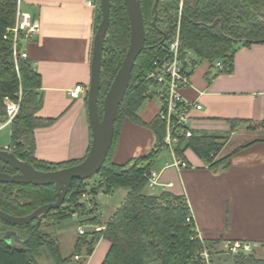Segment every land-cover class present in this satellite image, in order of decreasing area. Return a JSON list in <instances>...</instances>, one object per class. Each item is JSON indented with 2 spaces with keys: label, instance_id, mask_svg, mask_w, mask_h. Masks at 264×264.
Masks as SVG:
<instances>
[{
  "label": "trees",
  "instance_id": "trees-1",
  "mask_svg": "<svg viewBox=\"0 0 264 264\" xmlns=\"http://www.w3.org/2000/svg\"><path fill=\"white\" fill-rule=\"evenodd\" d=\"M17 1L0 0V116L4 115L3 99H13L21 91L19 112L10 124L11 143L8 149L19 160L43 172L77 165L83 159L52 165L39 162L33 156V131L53 123L54 120L36 116L42 104L39 94L41 78L32 70L27 60H18V72L15 71L12 40L10 37L3 39L6 30L15 24ZM110 2V21L101 65L98 99L100 114L103 99L123 61L130 39L123 0ZM178 4L179 0H140L146 50L135 62L128 90L118 109L112 148L97 174V179L103 180L102 189L106 195L119 188L129 189L122 206L106 223L104 231L78 235L71 253L64 257L56 239L44 232L41 225L49 219L60 222L73 215L88 217L93 213L86 211L79 201L85 190L84 182L73 181L59 209L50 211L23 227L12 226L0 220V264H38L37 260L43 252H46L54 264H84L85 260L74 262L75 257L82 253L85 259L89 257L100 237L110 244L101 264H202L196 254L203 247L208 251L211 260L213 256L228 253L226 250H218V241L202 243L199 240L194 225L186 223L189 212L183 200L168 193L158 196L144 194L145 176L149 174L159 154L164 125L157 117L149 124L143 123L138 116V110L146 101L145 92L149 84L145 75L159 55L158 46L175 34ZM100 20L101 13L96 8L94 33ZM179 37L184 47L191 50L201 62H209L213 68L214 63L222 61L224 69L220 73H230L237 47L264 44V0H182ZM125 119L149 129L155 136V147L145 157L134 159L126 165H116L112 163L111 157L120 124ZM231 123L235 124L237 121ZM221 148L222 144L217 138L191 137L186 140L182 150L178 146L177 152L182 156L186 149H191L210 167H214L228 159L213 162V157ZM88 150L89 147L87 152ZM0 172L11 174L13 169L0 162ZM90 192L94 193V189ZM55 200L53 186L0 184V210L11 216H27L38 207ZM169 200L172 202L169 203ZM87 222L98 224L97 217L88 218ZM7 231H16L18 237L4 238ZM231 259V264H264V258L256 257L253 252H239L232 255Z\"/></svg>",
  "mask_w": 264,
  "mask_h": 264
},
{
  "label": "crops",
  "instance_id": "crops-1",
  "mask_svg": "<svg viewBox=\"0 0 264 264\" xmlns=\"http://www.w3.org/2000/svg\"><path fill=\"white\" fill-rule=\"evenodd\" d=\"M18 1L19 10L40 24L39 35L22 45L32 70L41 78L42 104L36 116L54 120L33 131V156L52 165L81 160L91 138L86 100H71L67 93L76 85L89 83L95 9L87 7L91 0ZM181 95L201 106V110L190 114L193 137L217 138L222 148L213 162L228 159L210 167L191 149H186L180 157L188 167L178 172L165 168L169 161L161 153L149 173L159 174L160 183L172 184V188L154 195L168 193L181 201L187 200L197 237L203 243L218 241L217 248L221 251L235 242L247 243L249 252L260 257L264 254V44L237 47L230 73H219L209 64L192 72L190 86ZM157 112L156 102L145 101L138 116L149 124ZM185 145L186 141L180 149ZM151 147L152 150L155 147L154 134L125 119L120 124L112 163L126 165L147 156L149 153L145 152ZM128 193V188H119L105 194L101 198L103 205L96 201L100 195L97 194L98 224L93 225L105 228ZM73 219L74 229L66 223ZM87 220L88 217L73 215L68 220L51 223L49 233L56 239L61 255L71 253L78 228L87 227L85 231L89 232ZM109 247V242L100 237L92 254L85 259L82 253L78 261L101 264ZM37 262L54 264L46 252ZM231 263L232 260L228 264Z\"/></svg>",
  "mask_w": 264,
  "mask_h": 264
},
{
  "label": "built area",
  "instance_id": "built-area-1",
  "mask_svg": "<svg viewBox=\"0 0 264 264\" xmlns=\"http://www.w3.org/2000/svg\"><path fill=\"white\" fill-rule=\"evenodd\" d=\"M89 8H99V0L87 2ZM40 32V24L30 14L19 10L17 1L15 24L11 29L6 30L3 39L12 40V57L15 64V71L18 72V60H27V53L22 48V41L27 42L35 39ZM159 55L152 62L151 70L145 75V80L149 86L145 92L146 101H154L158 104L157 119L164 125V137L159 145V152L167 151L171 162L165 168H174L178 172L186 169V162L178 155L177 148L182 142L193 137L190 114L193 111L201 110V106L196 103L186 101L182 95V90L190 86V76L201 64L195 54L186 49L179 37V23L176 25L175 34L162 41L159 46ZM213 68L217 72L224 69L222 61L214 63ZM88 84H79L68 91L67 95L71 100H86ZM21 102V91L13 99L5 97L3 99L5 122L0 120V131L10 126L19 112ZM146 189L152 191L160 188L162 191L172 188V184L163 185L160 183V175L149 173L145 176ZM103 180L98 179L93 187L94 193L86 189L80 196L79 201L84 205L86 211L93 213L88 218L97 217L95 196L104 194L102 189ZM189 212L186 223H192L195 227L194 219L189 210L187 200H183ZM89 232L84 228H78V235L85 236L104 231V227L90 224ZM200 240V239H199ZM201 241V240H200ZM202 242V241H201ZM203 243V242H202ZM225 250L236 255L239 252H249L250 246L247 243H232L226 246ZM196 258L202 264H211V259L205 247L197 252ZM78 261L79 257L76 256Z\"/></svg>",
  "mask_w": 264,
  "mask_h": 264
},
{
  "label": "water",
  "instance_id": "water-1",
  "mask_svg": "<svg viewBox=\"0 0 264 264\" xmlns=\"http://www.w3.org/2000/svg\"><path fill=\"white\" fill-rule=\"evenodd\" d=\"M129 22V45L123 61L103 99L100 114L98 99L101 87V65L104 42L110 21V0H99L101 20L92 40L90 78L86 96V110L90 130V146L86 156L77 165L55 171L36 170L27 162L19 160L8 148L0 149V162L11 167L14 174L0 172V184L53 186L56 200L38 207L24 217H15L0 210V220L12 226L23 227L50 211L59 209L73 181L85 182L96 176L106 162L112 148L115 122L120 104L126 94L132 70L139 55L146 50L145 27L140 0H123ZM156 3L154 4V10ZM18 237L16 231H7L4 238Z\"/></svg>",
  "mask_w": 264,
  "mask_h": 264
},
{
  "label": "rangeland",
  "instance_id": "rangeland-1",
  "mask_svg": "<svg viewBox=\"0 0 264 264\" xmlns=\"http://www.w3.org/2000/svg\"><path fill=\"white\" fill-rule=\"evenodd\" d=\"M179 2H182V0H179ZM178 17H179V13H178ZM177 22H178V20H177ZM25 42L24 41H22V45L24 44ZM207 64H209L210 65V63L209 62H201V64H200V66L194 71V72H196V71H198V70H200V69H203V68H205V66L207 65ZM0 120L2 121V122H5V117H4V115H2V116H0ZM11 133V128H10V126H8V127H5L4 129H2L1 131H0V148H3V147H5L6 145L8 146L11 142V139H10V134ZM77 139V138H76ZM152 151V147L150 148V150H148V152H145V153H150ZM162 153V155H166V157L168 158V161H169V163L171 162V158H170V156H169V154L167 153V151H165V150H162V151H160L159 152V154L158 155H160ZM146 155V154H145ZM132 162V161H131ZM131 162H129V163H131ZM97 178H98V176L96 175V176H94L93 178H91V179H89V180H87V181H85L84 182V184H85V189L87 190V191H90V190H93V187H94V185H95V183H96V181H97ZM96 186V185H95ZM159 191H161V189L160 188H156V189H154V190H152V191H148L146 188H145V190H144V194H146V195H154V194H156V193H158ZM151 193V194H150ZM103 196H105V194H100L98 197L99 198H97V202L98 203H101L102 205H103V199H101V198H103ZM156 196H158V195H156ZM96 197V196H95ZM169 203L170 202H172V200L170 201H168ZM165 203H163V205H164ZM101 212V209H99L98 210V212ZM99 212V213H100ZM77 218H87L86 216H80V215H77ZM70 223H68V222H66L67 224H70L71 225V227L73 226V229H74V226H75V219H73L72 221H69ZM51 223H54V222H52L50 219L48 220V222H46V223H43L42 225H41V229L44 231V232H46V233H51ZM84 229H88L87 227H85ZM0 230H1V225H0ZM49 233V234H50ZM0 236H1V232H0ZM64 247H65V245H64ZM65 249V248H64ZM68 250H67V248H66V252H67ZM219 256V257H218ZM230 257V258H229ZM231 257H232V255H230V254H228V253H224L223 254V256L222 255H217V256H213L212 257V263L211 264H228L232 259H231ZM256 257H258V256H256ZM261 257H264V254H262L261 256H260V258ZM76 261V260H75Z\"/></svg>",
  "mask_w": 264,
  "mask_h": 264
},
{
  "label": "flooded vegetation",
  "instance_id": "flooded-vegetation-1",
  "mask_svg": "<svg viewBox=\"0 0 264 264\" xmlns=\"http://www.w3.org/2000/svg\"><path fill=\"white\" fill-rule=\"evenodd\" d=\"M181 7H182V2H179V4H178V13H179V17H178V22H177V23H179V21H180ZM177 23H176V24H177ZM11 174H14V171H13Z\"/></svg>",
  "mask_w": 264,
  "mask_h": 264
}]
</instances>
